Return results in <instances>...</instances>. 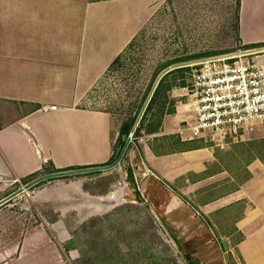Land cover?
Returning <instances> with one entry per match:
<instances>
[{"label":"crops","instance_id":"0c3cea01","mask_svg":"<svg viewBox=\"0 0 264 264\" xmlns=\"http://www.w3.org/2000/svg\"><path fill=\"white\" fill-rule=\"evenodd\" d=\"M162 2L0 0V201L9 184L54 168L71 172L41 180L49 183L42 197L53 199L57 187L59 203L70 202L75 218L87 216L81 208L97 215L126 199L121 181L95 191L77 171L109 165L123 137L113 113L94 107L89 92ZM231 3L241 42L264 45L257 13L264 0ZM179 113L142 130L132 151L141 156L138 190L163 226L162 218L170 223L169 232L195 236L188 264H228L230 256L229 264H264V123L247 142L220 149L181 135ZM2 205L0 264H75L64 210L53 221H32Z\"/></svg>","mask_w":264,"mask_h":264},{"label":"rangeland","instance_id":"374dc122","mask_svg":"<svg viewBox=\"0 0 264 264\" xmlns=\"http://www.w3.org/2000/svg\"><path fill=\"white\" fill-rule=\"evenodd\" d=\"M162 1L150 16L147 25L134 34L124 52L115 59L106 74L89 92L94 107L113 113L116 128L121 129V134L129 126H132L131 131L134 130V124L140 116L139 124L118 164L104 170H77L88 175L87 182L95 191L100 189L102 192L104 187L121 181V185L126 189V199L110 200L112 203L103 207L102 212L97 215H88L90 211L81 208L80 211L83 210V214L87 216L75 218V210L69 207L70 202L59 203L57 187L56 193L50 194L53 199H43L42 192L49 185L48 180L35 183L27 191L20 190L21 184L15 183L9 184L2 191V200H7L1 203V208L9 211L11 208L22 218L53 221L59 218L58 210H64L65 220L73 231L71 245L78 252L75 264H188L184 258L195 236L169 232L170 226L167 225L170 223L162 218L166 226L164 227L161 219L154 215L138 190L134 167L141 156L139 152L133 156L132 151L137 149L142 130L155 129L166 114L164 111L169 108L171 112L179 109V133L182 134L180 129L189 113L186 98L188 70L184 72V85L179 84L182 80L180 72L169 74L163 91L155 96L152 89L161 73L170 67L195 59H188L189 57L214 50L236 49L242 46L243 42L238 37L237 11L231 9V0ZM261 10L257 11L260 15L258 22L264 20V10ZM256 29L261 30L258 25ZM176 59L184 60L173 63ZM164 93L168 97L165 104ZM151 94V100L143 112ZM123 144L120 135L112 163L120 157ZM200 144L221 149L230 147L232 143L221 145L207 139ZM129 172L133 175L129 176ZM127 176L132 178L129 184L130 192L126 182ZM33 179L24 180L23 184L26 185ZM0 181L5 183L3 179ZM94 185L98 188L95 189ZM120 193L117 192V195ZM114 195L116 194L113 193V198ZM232 259V256L227 259L228 264ZM220 262L221 260L218 264Z\"/></svg>","mask_w":264,"mask_h":264},{"label":"built area","instance_id":"2783aa9c","mask_svg":"<svg viewBox=\"0 0 264 264\" xmlns=\"http://www.w3.org/2000/svg\"><path fill=\"white\" fill-rule=\"evenodd\" d=\"M263 54L264 45L243 44L176 66L190 70L186 86L189 113L180 129L185 138L221 145L252 138L264 123ZM20 183L21 190H28V182Z\"/></svg>","mask_w":264,"mask_h":264},{"label":"water","instance_id":"95a60500","mask_svg":"<svg viewBox=\"0 0 264 264\" xmlns=\"http://www.w3.org/2000/svg\"><path fill=\"white\" fill-rule=\"evenodd\" d=\"M174 68H175V67H170L169 69L165 70L163 73L160 74V76L157 78V80H156V82H155V85H154V87H153V89H152V94L155 92V90H156V88H157V86H158L160 80L162 79V77H163L165 74H167L169 71H171V69H174ZM152 94L148 97V99H147V101H146V103H145V105H144V108H143V110H142L143 112L145 111L146 107L148 106V103H149V101L151 100ZM139 121H140V116L138 117V119L136 120V122H135V124H134V130H132V131L130 132L129 135H123L122 138H123L124 144H123V146H122L121 149H120V157H119L114 163H112V164H110V165H105V166H102V167H98V168H100V169H102V168H109V167L114 166L115 164H118V163L121 161V158H122V156L124 155V152H125V150H126V148H127V146H128L129 141L131 140V138H132V136H133V134H134V131L136 130V128H137V126H138V124H139ZM68 172H71V171H61V172H54V173L46 174V175H44V176H41V177H39V178H36V179L32 180L31 182H29V183L27 184L26 187H31V186L34 185L35 183H37V182H39V181H41V180H43V179H45V178H48V177H50V176L62 175V174H66V173H68ZM20 190H21V189H20ZM5 200H7V199H5ZM5 200H1V201H0V204H1L3 201H5ZM223 244H224L225 247H227L225 241H223Z\"/></svg>","mask_w":264,"mask_h":264},{"label":"trees","instance_id":"16d2710c","mask_svg":"<svg viewBox=\"0 0 264 264\" xmlns=\"http://www.w3.org/2000/svg\"><path fill=\"white\" fill-rule=\"evenodd\" d=\"M226 50H228V49H224V50H218V51H214V52H210V53H204V54H201V55H197V56H193V57H189L188 59H194L195 57L197 58V57H202V56H205V55H209V54H212V53H216V52H220V51H226ZM179 60H184V59H176V60H174L173 61V63H175V62H177V61H179ZM186 70H188V76H187V82H188V80H189V68H187V67H175V69H172L171 71H169L167 74H165L163 77H162V79L160 80V82H159V84H158V86H157V88H156V90H155V96H156V94H158L160 91H163V89H164V82L166 81V78H167V76L169 75V74H172V73H175V72H180L181 74H180V77L182 78V80L180 81V83L179 84H181V85H184L185 83H186V76H185V71ZM185 78V79H184ZM167 89V88H166ZM167 100H168V97H167V95H165V93H164V99H163V103L165 104L166 102H167ZM171 104H173V101H171ZM165 110V105H163V111ZM165 113H169V112H171V108H169L168 110H165L164 111ZM131 127L132 126H129L127 129H125V130H123L122 132V134L123 135H129V132L131 131ZM116 155V153L114 152V154H113V157H112V159L110 160V162H108L109 164L110 163H112V161H113V159H114V156ZM58 171H60V169H56V168H54L53 169V172H58Z\"/></svg>","mask_w":264,"mask_h":264},{"label":"bare ground","instance_id":"6f19581e","mask_svg":"<svg viewBox=\"0 0 264 264\" xmlns=\"http://www.w3.org/2000/svg\"><path fill=\"white\" fill-rule=\"evenodd\" d=\"M23 191H27V189H24Z\"/></svg>","mask_w":264,"mask_h":264}]
</instances>
